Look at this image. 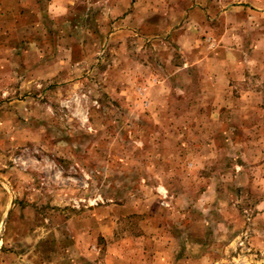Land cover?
Instances as JSON below:
<instances>
[{
  "label": "rangeland",
  "instance_id": "374dc122",
  "mask_svg": "<svg viewBox=\"0 0 264 264\" xmlns=\"http://www.w3.org/2000/svg\"><path fill=\"white\" fill-rule=\"evenodd\" d=\"M142 1L49 0L56 33L0 71V264H264L257 14L214 103L197 57L139 38Z\"/></svg>",
  "mask_w": 264,
  "mask_h": 264
},
{
  "label": "crops",
  "instance_id": "0c3cea01",
  "mask_svg": "<svg viewBox=\"0 0 264 264\" xmlns=\"http://www.w3.org/2000/svg\"><path fill=\"white\" fill-rule=\"evenodd\" d=\"M49 0H0V71H17L27 67L25 55L28 53L27 46L32 42L50 41L52 35V23L47 13ZM155 0L150 3L143 0L140 4L146 10L144 26L140 28V39L149 40L154 38L160 44L172 43L178 56L197 57L198 66H201V78L205 75L211 81L212 88L221 89L220 97L214 103H224L225 95H228L233 83L238 78L229 72L231 68L223 67V63L229 62V57L243 55L244 29L248 27L246 13L254 12L257 16L252 19L253 25V51L262 48L264 42V2L254 1L247 4L243 0ZM139 4L134 3L136 8ZM155 11L154 14L151 11ZM43 18V20H41ZM68 21L62 19L61 21ZM62 24V22L60 23ZM156 24L154 34L152 26ZM165 24L167 27H165ZM60 26V25H59ZM33 30L35 32L31 33ZM63 29L59 27L61 34ZM46 36V37H45ZM46 39V40H47ZM38 43V42H37ZM176 44V45H175ZM262 46V47H261ZM176 48V49H175ZM264 48V47H263ZM9 49V50H8ZM202 49L204 53L199 51ZM258 50V49H256ZM180 52V53H179ZM11 54V55H10ZM224 57H227L225 60ZM218 61V64H214ZM201 63V64H200ZM183 63L182 76L187 72H194L193 65ZM236 71V66L232 68ZM225 70V71H224ZM7 72V71H6ZM216 79L222 80L219 84ZM228 79V80H227ZM231 80V81H230ZM226 82V83H225ZM233 82V83H231ZM191 96L187 100H191ZM196 98V97H194ZM196 100V99H194ZM4 193L0 187V196ZM258 213V211L256 212ZM46 259L48 264H63L58 261ZM95 264V263H93Z\"/></svg>",
  "mask_w": 264,
  "mask_h": 264
}]
</instances>
